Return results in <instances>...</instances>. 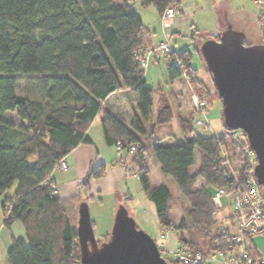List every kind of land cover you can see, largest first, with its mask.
Returning a JSON list of instances; mask_svg holds the SVG:
<instances>
[{
  "label": "trees",
  "instance_id": "trees-1",
  "mask_svg": "<svg viewBox=\"0 0 264 264\" xmlns=\"http://www.w3.org/2000/svg\"><path fill=\"white\" fill-rule=\"evenodd\" d=\"M140 3L153 5L160 14L168 5L176 8L177 0ZM156 44H151V31L131 0H0V199L5 226L19 221L25 233L12 238L9 264H80L77 216L68 210L74 199L57 195L50 174L78 143L90 141L86 132L98 113L108 145L127 153L130 145L136 146L133 163L138 181L154 204L158 225L173 227L179 243L187 244L189 251H199L204 259L212 251L234 249L232 232L216 218L219 208L212 195L216 188L235 187L227 161L233 162L244 141L204 136L187 118L178 119L184 134L181 141L164 143L165 138L154 136L155 125L168 124L173 113L169 105L162 104L153 115L156 88L147 84L137 50ZM171 56L182 68L166 65L169 79L189 77L195 90L211 103L213 93L191 65L190 50H174ZM21 77L24 88L19 93ZM123 88L137 95L136 111L128 124L103 106L109 94ZM7 113L15 114L18 125ZM195 151L199 163L190 172ZM149 154L187 201L178 222L172 215V191L163 183H149ZM241 159L237 174L242 183L247 161ZM101 172H88L81 182L83 194L90 178ZM197 178L203 181L201 187L196 185ZM11 188L13 192L7 193ZM245 239L250 255L257 256L253 239Z\"/></svg>",
  "mask_w": 264,
  "mask_h": 264
},
{
  "label": "crops",
  "instance_id": "crops-1",
  "mask_svg": "<svg viewBox=\"0 0 264 264\" xmlns=\"http://www.w3.org/2000/svg\"><path fill=\"white\" fill-rule=\"evenodd\" d=\"M141 20L143 22L142 17ZM263 20L260 15V7L254 0H177L176 14L171 28L174 34L177 33L184 36L193 34L192 31L196 33H205L207 39L216 38L225 29H229L238 35L243 44L251 47H254V44H258L257 46L261 47L264 46ZM152 24L153 23H148L144 25L151 31V44H156L160 40L157 38V29L154 27L155 25ZM160 61L161 59L150 60L145 74L148 75L150 73L152 76V74L156 72V67L160 65ZM199 79L203 81L202 78ZM169 82L171 84L169 95L175 101L176 106H178L177 110L171 108L173 117L175 116L177 120L179 118H187L192 121L191 114L188 111V109H190V102H188L189 96L187 97L189 87L183 81L182 76L169 79ZM150 86L156 88V91L159 90L160 105H169L164 100L160 85L154 84ZM136 104L137 95L130 88H123L112 92L103 101V106L126 124L129 123L132 114L135 113ZM157 111L158 108L153 110L152 106L154 116ZM100 119L101 114L98 113L87 129L86 135L90 141L78 143L63 157L68 168L66 170L55 168L50 174L57 195L64 200L74 199L73 203L68 204V210L71 215L77 216L79 202L81 200H87L93 230L96 226V222L93 219L91 206L93 207L94 215L99 216L100 214L98 211L104 206L103 197L113 196L114 207H117L120 203H123L126 207V200L129 202L135 200V196L131 193L129 188H127L128 183L134 178L138 179L137 169L133 163V153H127L126 151L118 149L116 145H108L106 143ZM151 122L149 121L146 123L147 128L150 127ZM164 125H155L154 136L165 138L163 140L164 143H171L176 140L172 133L168 130H161L158 132L159 128ZM182 135H184L183 132ZM147 163L149 166V183L154 186L162 184L161 182L155 184L150 182L152 166L156 171L161 173L159 165L152 154H149L147 157ZM98 169L102 171L101 175L90 178L88 190L86 194H83L84 190L81 182L88 172ZM13 189L14 188L9 189L7 193H12ZM144 195L147 198L145 192ZM87 196L88 198H86ZM135 210H137L135 205H130L128 207V211L133 217ZM234 223L235 221L233 224ZM234 226L236 229V223ZM24 234V228L19 221H14L10 227L5 226L2 199H0V264H9L7 261V252L11 247L12 238L22 237Z\"/></svg>",
  "mask_w": 264,
  "mask_h": 264
},
{
  "label": "water",
  "instance_id": "water-1",
  "mask_svg": "<svg viewBox=\"0 0 264 264\" xmlns=\"http://www.w3.org/2000/svg\"><path fill=\"white\" fill-rule=\"evenodd\" d=\"M199 52L221 99L225 128L245 132L256 158L253 174L264 196V48L245 45L236 33L225 29L202 42ZM76 232L80 264H171L123 204L116 209L108 238L99 243L88 203L81 200Z\"/></svg>",
  "mask_w": 264,
  "mask_h": 264
},
{
  "label": "rangeland",
  "instance_id": "rangeland-1",
  "mask_svg": "<svg viewBox=\"0 0 264 264\" xmlns=\"http://www.w3.org/2000/svg\"><path fill=\"white\" fill-rule=\"evenodd\" d=\"M136 12L139 16L142 17L144 24L153 23L152 25H155L154 27L157 29L158 33V40H163V28L160 21V14L157 12L155 7L153 5H147L143 6L140 3V0H131ZM159 15V17H158ZM264 30V25L262 26ZM194 29V28H193ZM172 35H171V45L174 48V50H183L184 48H187L190 50L191 58L190 62L191 65L198 69V76L199 78H202L203 81L207 84L210 91H212V96L210 97L211 103L208 102L207 104L205 99V94L199 93L195 90L193 84L190 81V78L182 75L183 81L186 83L188 88V95L190 102V106L188 111L191 114V125L193 129L199 133H201L204 136H210V135H224L225 138L227 137V140L230 141V134H226L228 130L225 128L222 118V103L221 99L215 94V87L213 85V82L211 80V77L206 70V65L204 63V60L199 52V46L202 42H204L207 39V35L205 33H196L195 31H192L193 34L191 35H179L174 34L172 32V28H170ZM196 33V34H195ZM258 44H254L255 49L258 48H264V46H257ZM264 45V44H263ZM149 66V65H148ZM147 66V68H148ZM147 68L145 69V73L147 71ZM146 81L149 85L159 84L161 87V93H163V97L166 103H168L173 110H177L178 106H176L175 101L172 97L169 95V90H171V84L169 82L168 74L166 71V61L164 58H161L160 65L156 67V72L152 74V77L150 73L146 75ZM24 88V79L21 77V80L18 83V89L19 93ZM159 91V90H158ZM155 91L153 95V110L155 108H160V101H159V92ZM192 94L197 95L200 99H202L205 103L203 110H197L194 107V103L192 100ZM6 116L12 120H14L15 124L18 125L19 119L15 116L14 113H7ZM205 116L206 121H208V125L205 127L198 125L196 123V119H203ZM165 131L168 130L170 133L173 134L176 141H181L184 138V135H182V131L180 129L179 123L177 118L174 116L171 122L167 125H164L159 128V131ZM190 138V136H189ZM244 146L243 150L241 148H237V154L233 159V164H236V169L239 168V166L242 164L244 158L242 151L245 150V148H248L247 140L243 139ZM248 158V157H247ZM250 158V157H249ZM246 160V159H245ZM199 163V157L197 152L195 151L194 154V162L193 165L190 168V172H193ZM238 164H240L238 166ZM238 166V167H237ZM152 184L155 183H163L169 187V189L173 193V208H172V215L175 222H178L180 217L184 213V207L187 205V201L180 195L178 192L177 186L174 183V181L166 176L162 175V173L156 171L153 166L151 168V181ZM196 185L198 187H201L203 185V181L200 178H197ZM127 188L131 191V193L135 196V200L133 202H129L126 200L125 205L128 207L130 205H135L136 209L133 213L135 220V223L137 227H139L141 230L145 231L147 234H149L157 243L158 248L160 250V253L163 258L168 260H175L174 252L178 246L179 241L176 236V231L173 229V227L163 228L158 225L157 219H156V213H155V207L152 201L147 199L144 195L143 189L141 188V185L137 178L132 179L129 183ZM209 190L212 191L210 187H208ZM104 198V206L99 210V216H95L93 212V207L91 206V211L93 213V219L96 222V226L94 228V234L98 242L105 241L107 238H103L104 234H109L112 223L114 220V215L116 212L117 207L113 206L114 203V197L113 196H105ZM222 208H219L216 213V218L218 222L221 224L222 228L229 230L230 232H235V226L233 224L234 218L232 216V204L228 201L226 196H222ZM123 204V203H120ZM119 205V204H118ZM124 205V204H123ZM126 206L127 210L128 207ZM130 211V209H129ZM128 211V212H129ZM113 216V218H112ZM175 227V225H174ZM264 234L255 235L253 239V243L256 246L257 249L260 251H264ZM247 242V241H246ZM169 262V261H168Z\"/></svg>",
  "mask_w": 264,
  "mask_h": 264
},
{
  "label": "built area",
  "instance_id": "built-area-1",
  "mask_svg": "<svg viewBox=\"0 0 264 264\" xmlns=\"http://www.w3.org/2000/svg\"><path fill=\"white\" fill-rule=\"evenodd\" d=\"M254 1L260 7V15L263 20L264 2L263 0ZM175 14L176 8L174 5L166 6L160 14L164 39L160 40L154 46L144 45L137 50L138 62L144 70L147 68L150 60H159L161 58H164L166 65L172 63L176 67L182 68L180 61L171 56V53H174V48L170 40L172 33L168 30L172 26ZM191 98L197 110L204 109L205 103L202 99L195 94H192ZM196 123L205 128L208 125L205 116L203 119H196ZM245 137V132L241 129L233 130L230 133V138L237 143H240V140H243ZM117 148L119 149V146ZM135 150L136 146L134 144L129 146V153H134ZM242 154L247 161V167L242 173L243 182H240L236 164L227 161L229 173L234 178L236 185L231 189L225 187L216 188L212 195V202L217 208L223 207L221 201L222 196H226L232 204V215L236 223V231L231 236L234 249L229 251L215 250L210 252L204 259L199 251H189L187 244L180 243L174 252L175 260L181 263L193 264L200 262L206 264H264V252L258 250L259 253L257 256L250 255L249 245L245 239L247 237L253 238L255 235L264 234V196L262 186L257 183L253 174V169L256 164L254 152L248 147L242 151ZM54 168L66 170L68 166L62 158L55 164ZM8 213L9 210H7L5 217L8 216Z\"/></svg>",
  "mask_w": 264,
  "mask_h": 264
},
{
  "label": "flooded vegetation",
  "instance_id": "flooded-vegetation-1",
  "mask_svg": "<svg viewBox=\"0 0 264 264\" xmlns=\"http://www.w3.org/2000/svg\"><path fill=\"white\" fill-rule=\"evenodd\" d=\"M100 243V242H99Z\"/></svg>",
  "mask_w": 264,
  "mask_h": 264
}]
</instances>
